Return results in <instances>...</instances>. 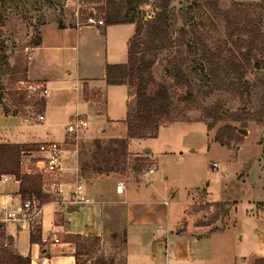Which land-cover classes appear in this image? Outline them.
Listing matches in <instances>:
<instances>
[{"label": "rangeland", "instance_id": "rangeland-1", "mask_svg": "<svg viewBox=\"0 0 264 264\" xmlns=\"http://www.w3.org/2000/svg\"><path fill=\"white\" fill-rule=\"evenodd\" d=\"M76 1L0 0V112L24 119L25 122L19 127L20 132L34 141L41 140L48 129L52 137L59 138L64 133L67 134L66 125L70 118L85 116L87 127L80 132L78 139L80 150V146L90 143L96 137L109 134L125 136V126L118 121L115 126L107 124L104 118L97 117L87 105H76L73 91L68 92L70 97L62 103V95L59 96L62 91H56L48 84V94L40 100L43 102L48 97L53 100V105L47 109L43 121H34L38 115H42L43 103L39 111L38 108L26 106L21 100L22 93L18 90L21 81L29 80L26 75L22 78V70L28 61L26 49L32 48L40 27L44 24L58 25L60 21L73 23ZM78 1L83 4L92 2ZM105 1L95 0V4L103 5ZM235 1L264 3V0H171L172 14L178 15L175 30L163 45L143 56L144 63L153 60L150 71L145 74L146 89L150 94L159 91L157 102L164 101L162 103H166V106L160 111L161 127L157 136L139 143L131 142V150H127L125 156L127 169L125 173H121V177L130 179L139 186H149L147 181L150 183L152 179H158L155 186L161 196L156 199L161 202L162 198H167L170 216L177 217L170 227L158 228L147 239L151 241L155 236L159 238L158 234L161 237L167 235L168 243L173 244V248H169L166 264H233L234 257L237 260L235 264H247L241 258L250 252L264 256L261 243L256 237V216L248 215L253 205L251 201L257 198L255 187L258 177L264 181V102L262 105L258 103V98L263 97L262 101L264 100V12L254 13H260L261 22L260 30L252 36V43L248 41L251 37L248 35L230 40L227 37L224 14L232 9ZM125 4L129 17L134 21L130 23L133 27H123L129 31V35L117 34L114 38L112 34V49L121 53H124L121 48L125 45L127 36H131V30L135 33L136 23L152 18L158 11V0H144L141 4H136V0H126ZM188 7L196 14L194 21H185L178 13L179 9ZM180 28L183 30H178ZM79 42L83 41L80 39ZM248 43L252 54L249 62L245 63L241 53ZM110 46L108 44L107 48ZM207 49L215 56L222 57L225 68L229 62L243 65V80L250 87L249 93L239 95L238 91L223 89L219 78L213 77L215 81L210 80L209 69L202 58ZM84 57L80 56L77 61L80 66L88 63L86 56ZM89 57L92 66L98 69L105 57L103 46L101 49L97 48V55ZM107 58L109 59V55ZM172 58L180 59L188 65L195 81L201 85L198 103L186 98L184 85L174 83L169 62ZM70 62L74 66L75 57L72 56ZM230 72L232 77L237 75L233 69ZM222 75L223 71L219 77ZM71 80L68 79V82ZM131 104L132 100L118 101L116 94L112 93V116H124ZM216 106L223 112L224 123L230 122L240 128L238 137L228 147L214 142L216 130L221 123L211 130L207 128L211 117L206 115V111ZM65 111L68 115L67 112L62 114ZM26 121L34 122L28 125ZM66 141L69 144L65 148L69 151L72 149L71 142ZM134 149L138 152L132 151ZM145 150L150 152L149 156L142 152ZM136 154L139 156H135ZM31 155L34 152L22 158L23 170L31 165L28 161ZM214 163L217 166H213ZM152 164L156 166V170L147 180L142 172ZM132 166L138 171L133 172ZM84 173L85 177L87 173ZM87 184L88 182L84 186ZM262 187L264 190V182ZM237 204L238 207L232 214L231 211ZM159 205L161 208L162 204ZM49 209L45 208L42 215H46ZM48 222L49 219L45 218L42 236H45ZM175 224L181 233L188 234L184 237L187 239V246L184 245L183 235L175 234ZM139 245L144 249V244ZM180 247L183 248L181 254L178 252ZM143 249L138 253H129V264H165L164 258L157 255L154 261L149 256L138 259L137 257L144 255ZM95 257L100 256L96 254ZM78 262L89 264L85 257H80Z\"/></svg>", "mask_w": 264, "mask_h": 264}, {"label": "crops", "instance_id": "crops-1", "mask_svg": "<svg viewBox=\"0 0 264 264\" xmlns=\"http://www.w3.org/2000/svg\"><path fill=\"white\" fill-rule=\"evenodd\" d=\"M126 25L132 26L130 23L109 25L104 23L103 26H87L77 30L72 21L67 23H62L60 21L58 25L55 23L51 25L44 24L39 29V44L31 48L32 52L27 61L25 72L26 78L29 79V81L44 82L46 85H50V88L56 91H62L59 94V96L62 95V103L65 102L67 97H70L68 92L73 91L76 105H81L80 103H83L87 105L97 117L104 118L107 124L115 126L114 124L118 121V123L121 122L126 128L125 136L121 134V136L109 134L93 138L90 143H85L80 146L78 156L80 168L82 165L86 166L92 162V156L96 151V145L98 143L103 146L108 144L112 139L126 138L127 135L125 120L134 110L136 104L133 90L126 84L109 85L105 82V67L107 65L124 64L127 62V43L129 38L133 35L132 30L131 36L129 38L127 36L125 45L123 44L121 48V51L124 50V53L115 50V48L112 49V34L113 37L117 34L125 35L128 33L127 35H129V31L123 29ZM80 39L83 41L82 43L79 42ZM108 44H111L109 48H107ZM101 46L104 48L105 57L104 60L101 61V66L95 69L91 64V58L89 56L97 55V48L101 49ZM108 55L109 59L107 58ZM72 56L73 58L75 57L76 63L74 66L70 62ZM80 56H86L88 63L80 66V64L77 63ZM117 58L118 60H113ZM70 78L72 80L68 82ZM59 80H61L62 83H54ZM112 93L116 94V99L118 101L121 99L133 101V104L129 106L124 116H119L117 118L112 116ZM52 105L53 100H49L48 97L44 98L42 105L43 120L45 119L47 109H50ZM66 112L67 111L62 114ZM66 115H68V112ZM69 117H71V115H69ZM82 117L87 120L85 116ZM34 121H38V119L36 118ZM34 121L26 122L28 125H31ZM23 122H25V120L20 116L6 115L0 112V144H35V150L26 151L24 155H22L23 158L26 154L34 152V155H31L28 160L31 165L24 170L22 169L21 158L22 172L34 173V164L41 156L38 152L39 144L55 141L62 143L66 150L65 147L68 146L67 144H69V142L66 141V133L55 139L52 137V133L49 129L45 130L41 140L34 141L29 137L23 136L20 132L19 127ZM147 139L152 138L127 139V150H131L132 141L139 143ZM135 149L132 151L137 153L138 151ZM142 152L145 153V151ZM149 154L150 152L148 151L147 155L149 156ZM135 156L139 155L136 154ZM62 161L66 168L71 167L74 164L72 153L68 150L64 151ZM155 162L158 167L157 160ZM125 172L126 170L123 172L97 174L89 170L86 171L87 174L84 177L83 171H81L86 182H88V184L84 186V193L88 198L93 200L92 203L68 208L54 203L55 200L67 199L69 196L68 193L65 192L58 197L47 195L51 200L44 203L37 225L33 231L21 229L12 222L4 224L0 230H3L4 236L10 239L9 247L11 251L16 255L28 257L30 259V264H74V248L69 243H63L62 238L65 235L77 234L81 236L99 237L100 244L95 251V255L98 254V256L106 260H112L115 264H129V253H138L143 249L139 243L144 244V249L142 250L144 255L142 257H137L138 259L149 256L150 260L154 261L157 259V256L159 258L163 257L161 254V247L163 241L167 239V235L161 237V235L158 234L160 237L158 238L155 236L151 241L147 239L148 235L150 233L155 234L158 228L163 226L167 228L170 227L171 222L175 221L177 216H170L169 210L167 209V198H162L161 202L157 201L156 197L161 196L158 192V187L155 186V184L157 185L158 179L157 181L152 179L150 183L147 181L146 184H149V186H139L130 179L122 178L121 173ZM13 178L7 183L0 185V196L3 194L10 195L11 199L8 200V204L10 205H15L21 200L18 193L19 182ZM72 180L73 174L71 171L65 170L61 173L60 181L64 185L70 183ZM263 182V178L259 176L257 179L258 184L255 187L257 198L251 201L253 209L251 208L250 213L247 214L249 216H256V237L261 243L264 252ZM159 204H162L161 208ZM237 207L238 204L236 208L232 209V214L236 211ZM45 208L50 209L48 213L43 216L42 211ZM45 218L49 219V226L46 229L51 226L53 227L58 238V243H52V240L47 243L41 242V244L31 243L29 237L35 230H39L42 240V229L44 227L43 223L45 222ZM9 224H11L12 227ZM234 225L231 226L234 227ZM174 228L176 231L178 230L176 224ZM176 231L175 234H177ZM181 235H183L184 238L185 235L188 234L181 233ZM130 239L132 242H130ZM184 241V245L187 246V239L184 238ZM170 247L173 248V244L170 245ZM180 251L183 252L182 247L178 250L181 254ZM246 257L241 258V260H243V262L246 261L247 264H255L256 261L264 258V256L254 254V252H250ZM234 258L233 264L237 262L236 257ZM91 262L92 260H86V263L90 264Z\"/></svg>", "mask_w": 264, "mask_h": 264}, {"label": "trees", "instance_id": "trees-1", "mask_svg": "<svg viewBox=\"0 0 264 264\" xmlns=\"http://www.w3.org/2000/svg\"><path fill=\"white\" fill-rule=\"evenodd\" d=\"M125 1L106 0L103 5H97L95 4V0H92L95 8L102 15L104 23L107 25L134 22L127 13ZM143 2L144 0H136V4ZM170 2L171 0H158V11L155 15L150 19L142 20L141 23H136L135 33L127 43V62L124 64L107 65L105 67V82L109 85L126 84L129 86L135 95L136 104L134 110L125 120L127 126L126 138L112 139L108 144L103 146L98 143L96 145V151L92 156V162L86 166L82 165L81 171L83 173L89 170L97 174L123 172L127 169V163L125 161V156H127V139L156 137L158 129L161 126L160 111L164 110L166 103H162L164 101L157 102L159 91L150 94L146 89L144 83L145 74L150 71L153 60L144 63L143 56L147 52L156 50L159 46L163 45L172 31L175 30L176 17L178 15L172 14ZM258 11L261 13L264 12V3L233 2L232 9L226 11L224 14L228 28L227 37L233 40L234 38H241L244 35H248L251 36L248 41L252 43V36L260 30V13L259 15H254ZM178 13H180L181 18H185V21H194L196 19V14H194V10L191 7L179 9ZM178 30L183 29L180 28ZM39 42L40 36L38 34L32 46H37ZM250 43L247 44L246 49L241 53L245 63L249 62L252 54ZM202 58L209 69L210 80L213 77L219 78V83L223 86H221L223 89L238 91L239 95H243V92H250V87L243 80L244 72H242L243 65L241 63L229 62L225 68L222 57L220 55L215 56L209 49L204 51ZM169 62L174 83L178 86L184 85L186 88V98L194 99L198 103L200 100L201 85L198 81H195V77L188 65L176 58L170 59ZM230 69L237 72V75L232 77L230 75ZM222 71L223 75L219 77ZM22 72V78H25L26 66H24ZM20 96L23 103L29 105L24 96ZM262 98H258L260 105L264 102ZM41 103L43 102L40 100L31 106L38 108L39 111ZM219 109L217 106L213 109H207L206 115H210L211 117L207 128L211 130L216 124L221 123L222 125L216 130L214 142L228 147L230 142L238 137L240 128L230 122L224 123L225 118L223 117V112H220ZM32 150H35V144H0V175H11L19 182L18 193L21 200L28 197H35L41 204H44L50 201L51 198L41 192V175L25 173L21 169L22 155L26 151ZM131 169L133 172L138 171L133 166ZM176 233L181 234L179 229ZM5 240L7 245H4ZM29 240L31 243L41 244L39 230H35L30 234ZM62 242L69 243L73 246L74 264H79L78 260L80 257H85V261L92 260V264H115L112 260H106L102 257L94 258L95 251L100 244L99 237L72 234L63 236ZM9 244L10 239L4 236L3 230H0V264H30L28 257L14 254ZM255 264H264V258L256 261Z\"/></svg>", "mask_w": 264, "mask_h": 264}, {"label": "built area", "instance_id": "built-area-1", "mask_svg": "<svg viewBox=\"0 0 264 264\" xmlns=\"http://www.w3.org/2000/svg\"><path fill=\"white\" fill-rule=\"evenodd\" d=\"M72 17L73 25L77 30L87 26L99 27L104 25V19L100 16V13L95 8L93 2L90 4H83L77 0L74 4ZM31 52L32 49H26L25 55L28 59L31 56ZM18 90L29 103L28 106L38 102L40 98L45 97L49 91L44 82L29 80L21 81ZM37 119L41 121L43 120V116L38 115ZM86 127L87 121L81 116L71 118L66 125V140L71 142L72 149L69 151L72 153L74 159V164L69 168H66L62 161L63 153L66 151L62 143L50 141L38 145V152L41 156L35 162L33 172L41 175V192L42 194L51 197H58L65 192L68 193L69 196L67 199L54 201V203H58L68 208L93 202V200L88 198L84 193L86 179L83 177L81 168L78 164L79 134ZM213 166L217 165L214 163ZM65 170L72 172L73 180L64 185L60 181V175ZM155 170L156 166L152 164L142 172V176L147 179L155 173ZM11 178H13L11 175L1 174L0 185L7 183ZM10 199L11 196L8 194L0 196V229L4 224L12 222L21 229L33 231L37 225L44 204H41L35 197H28L24 200H20L15 205H10L8 204V200ZM50 240H52V243H58V238L52 226L46 229L45 236L42 237L41 242L47 243ZM4 245H7L6 240L4 241ZM169 248L170 245L167 239H165L161 247V254L164 258L165 264L168 259Z\"/></svg>", "mask_w": 264, "mask_h": 264}, {"label": "water", "instance_id": "water-1", "mask_svg": "<svg viewBox=\"0 0 264 264\" xmlns=\"http://www.w3.org/2000/svg\"><path fill=\"white\" fill-rule=\"evenodd\" d=\"M263 96H264V94H263ZM242 133L244 134L245 132L243 131ZM145 153L147 154L148 153V150H145Z\"/></svg>", "mask_w": 264, "mask_h": 264}]
</instances>
